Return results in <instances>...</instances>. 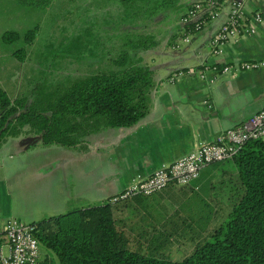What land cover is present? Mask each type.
<instances>
[{
	"label": "crops",
	"instance_id": "obj_1",
	"mask_svg": "<svg viewBox=\"0 0 264 264\" xmlns=\"http://www.w3.org/2000/svg\"><path fill=\"white\" fill-rule=\"evenodd\" d=\"M201 1L179 0L175 8L158 14L144 27L152 43L137 53L152 69L154 87L148 112L136 126L91 134L81 149L41 146L38 137L31 135L0 143V226L9 219L30 224L58 215L68 206L75 210L108 203L132 179L149 176L193 151L197 142H210L264 111V68L229 74L218 69L264 58V0H216L214 15L197 11L191 20L207 19L187 32L180 18ZM232 2L239 3L246 23L254 13L261 21L251 32L230 36L213 55L210 39L226 20ZM176 73L180 76L169 81ZM224 164L234 166L231 160L209 164L185 186L171 185L149 196L111 204L115 227L127 241L126 247L163 257L161 251L174 247L167 242L177 232L169 226L179 221L198 224L199 206L186 203L204 185L211 187L218 174L225 176ZM205 201L201 199L200 204L206 206ZM45 258L55 264L44 253L39 254L38 264Z\"/></svg>",
	"mask_w": 264,
	"mask_h": 264
},
{
	"label": "trees",
	"instance_id": "obj_2",
	"mask_svg": "<svg viewBox=\"0 0 264 264\" xmlns=\"http://www.w3.org/2000/svg\"><path fill=\"white\" fill-rule=\"evenodd\" d=\"M16 1L34 8L52 2ZM178 2L104 0L100 5L103 12L110 15L115 10L117 20L132 29L117 34V53L107 58L111 65L49 83L29 82L12 99L0 88V143L6 138L31 135L38 137L41 146L81 149L91 134L136 126L148 112L154 87L152 69L137 53L151 45L152 35L140 28L158 14L175 8ZM206 16L184 24L183 28L187 32L194 31V24L200 28ZM36 30L37 24L22 33L3 30L0 38L4 43L15 42L20 37L30 42ZM91 36L90 27L84 29L83 35L74 34L70 41L77 45L70 46L66 55L104 60L109 53L106 46L112 44L105 46ZM112 37L106 33L102 40L112 42ZM12 54L23 60L25 50L19 47ZM230 160L237 173L240 193L231 204L227 220L215 228L210 240L197 244L180 261L128 249L127 241L115 227L110 202L31 222L33 236L57 264H264V140L245 142ZM51 263L47 258L40 262Z\"/></svg>",
	"mask_w": 264,
	"mask_h": 264
},
{
	"label": "rangeland",
	"instance_id": "obj_3",
	"mask_svg": "<svg viewBox=\"0 0 264 264\" xmlns=\"http://www.w3.org/2000/svg\"><path fill=\"white\" fill-rule=\"evenodd\" d=\"M103 4L104 0H52L46 7L34 8L20 5L16 0H0V34L3 30H16L22 33L37 24L36 34L30 42L20 37L15 42L4 43L0 38V88L8 98L12 99L23 92L29 82L49 83L85 75L94 68L110 66L111 63L107 58L117 53L115 46L118 44L117 34L130 30L131 26L118 21L115 10L114 14L110 15L103 12L100 7ZM87 27L91 28L92 40L102 41L105 46L112 44L106 46L109 53L104 60L101 57L91 58L88 55L82 56L81 59L66 55L71 47L77 45L73 40L70 41V38L74 34L83 35ZM140 30L143 31L144 28ZM106 33L112 34V42L102 40ZM19 47L25 50L23 60L12 54ZM223 166L226 170L224 177L221 173L218 174L211 187L204 185L197 194L190 196L189 202L188 200L187 203L185 202L187 207H191L192 204L199 206L196 218L200 212L201 217L198 224L194 227L179 221L169 226L175 228L177 232L172 235V241L167 242L169 246L173 245L175 248L161 251V255L166 259L180 261L189 255L197 244L210 240L215 228L227 220V213L240 189L234 166L230 167V164ZM222 198L226 199V202H223ZM201 199H206L204 202L206 206L200 204ZM72 207L74 206H68L66 210L58 213L71 211ZM21 222L26 223V221ZM199 229L202 233H199ZM43 253L50 255L57 264L49 251L39 247V254ZM153 255L158 257L156 254Z\"/></svg>",
	"mask_w": 264,
	"mask_h": 264
},
{
	"label": "built area",
	"instance_id": "obj_4",
	"mask_svg": "<svg viewBox=\"0 0 264 264\" xmlns=\"http://www.w3.org/2000/svg\"><path fill=\"white\" fill-rule=\"evenodd\" d=\"M216 0H202L194 3L180 18L182 24L193 22L196 12L203 10L207 17L214 15ZM239 10V3L232 2L226 20L219 26L210 39V52L215 55L220 52L224 42L234 34L251 32L260 23L258 13L249 17V23ZM255 25V26H254ZM198 29V24H194ZM264 68V58L242 60L220 66V74L242 72L246 69ZM180 73L173 75V78ZM264 138V111H259L240 124L220 132L210 142H197L193 151L183 157L161 166L149 176L131 180L130 185L110 198V203L128 199L133 196H149L167 186H185L193 181L201 169L211 163L230 160L242 145L249 140ZM34 227L29 223L14 219L7 220L0 226V264H38L39 245L33 236ZM4 248V250L2 249Z\"/></svg>",
	"mask_w": 264,
	"mask_h": 264
}]
</instances>
